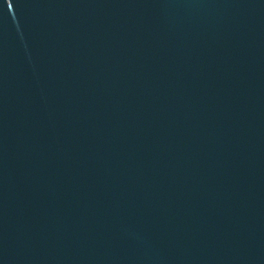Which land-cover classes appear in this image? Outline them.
Listing matches in <instances>:
<instances>
[{"label":"water","instance_id":"obj_1","mask_svg":"<svg viewBox=\"0 0 264 264\" xmlns=\"http://www.w3.org/2000/svg\"><path fill=\"white\" fill-rule=\"evenodd\" d=\"M0 264H264V0H0Z\"/></svg>","mask_w":264,"mask_h":264}]
</instances>
